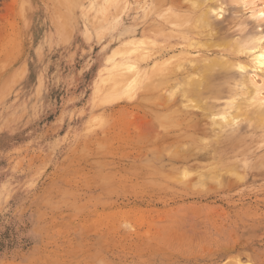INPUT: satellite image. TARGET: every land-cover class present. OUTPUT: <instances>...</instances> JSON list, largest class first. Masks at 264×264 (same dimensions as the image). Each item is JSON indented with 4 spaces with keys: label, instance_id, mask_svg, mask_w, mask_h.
I'll return each instance as SVG.
<instances>
[{
    "label": "rangeland",
    "instance_id": "1",
    "mask_svg": "<svg viewBox=\"0 0 264 264\" xmlns=\"http://www.w3.org/2000/svg\"><path fill=\"white\" fill-rule=\"evenodd\" d=\"M260 45L264 0H0V264H264Z\"/></svg>",
    "mask_w": 264,
    "mask_h": 264
},
{
    "label": "bare ground",
    "instance_id": "2",
    "mask_svg": "<svg viewBox=\"0 0 264 264\" xmlns=\"http://www.w3.org/2000/svg\"><path fill=\"white\" fill-rule=\"evenodd\" d=\"M9 14V13H8ZM203 24H206L205 20L203 19ZM212 32V31H211ZM216 35V32L215 34ZM205 37V36H204ZM261 42V41H260ZM202 44V42H200ZM258 43V42H257ZM260 44V43H259ZM195 47V46H194ZM258 47V46H257ZM255 52V51H254ZM257 52V50H256ZM255 60H256V64L258 65H264V47L263 45H260L259 47V52L258 54L254 57ZM208 62V61H207ZM252 81V80H251ZM178 88V87H177ZM179 89V88H178ZM185 95V94H184ZM264 98V97H263ZM258 115H261V117L263 118V115L262 114H258Z\"/></svg>",
    "mask_w": 264,
    "mask_h": 264
}]
</instances>
